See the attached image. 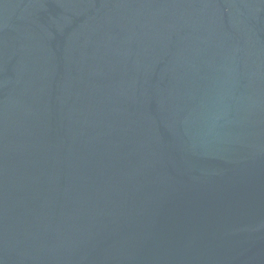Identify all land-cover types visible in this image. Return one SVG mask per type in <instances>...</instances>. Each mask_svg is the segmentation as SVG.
Returning <instances> with one entry per match:
<instances>
[{"label": "water", "instance_id": "1", "mask_svg": "<svg viewBox=\"0 0 264 264\" xmlns=\"http://www.w3.org/2000/svg\"><path fill=\"white\" fill-rule=\"evenodd\" d=\"M0 264H264V0H0Z\"/></svg>", "mask_w": 264, "mask_h": 264}]
</instances>
